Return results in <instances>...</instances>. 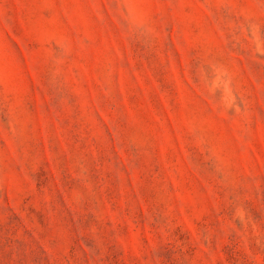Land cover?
Returning <instances> with one entry per match:
<instances>
[{"label": "rangeland", "instance_id": "obj_1", "mask_svg": "<svg viewBox=\"0 0 264 264\" xmlns=\"http://www.w3.org/2000/svg\"><path fill=\"white\" fill-rule=\"evenodd\" d=\"M0 264H264V0H0Z\"/></svg>", "mask_w": 264, "mask_h": 264}]
</instances>
